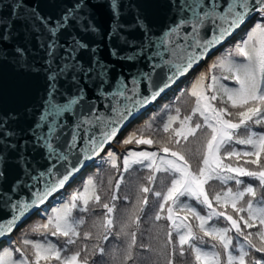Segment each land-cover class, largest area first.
Instances as JSON below:
<instances>
[{"label":"snow or ice","instance_id":"6c2138e0","mask_svg":"<svg viewBox=\"0 0 264 264\" xmlns=\"http://www.w3.org/2000/svg\"><path fill=\"white\" fill-rule=\"evenodd\" d=\"M171 2L177 10L176 21L156 39L145 31V36H149L146 44L130 55L118 57L127 62L146 60L147 69L130 77L121 75L118 87L101 90L99 97L104 102L103 110L97 106L85 110L84 96L79 94L85 89L78 88V94L72 96L66 106L50 104L47 113L29 130L33 144L45 151L49 163L44 170L29 175L31 185L18 182L12 189L15 196L0 193V211L7 209L10 213L7 220H0V237L10 234L17 222L33 208L44 205L54 193L63 189L86 161L99 157L129 118L155 102L250 18L256 17V20L246 38L238 41L219 63L212 64L209 73L201 75L188 90V95L193 98L190 114L181 115V110L176 108L175 114L169 115L163 124L164 135L160 139L133 133L123 141L125 144L156 145L157 150L128 151L119 164L116 154L106 153L110 166L121 172L112 190L111 202H102L100 189L89 179L82 191L73 193L67 203L52 209L47 221L33 229L45 236V240L22 239L15 248L19 259H13L9 251L0 255V264H93L94 255H104L100 241H107L113 234L116 192L124 180L123 173L133 165L148 171V185L155 183L157 173L170 177V183L163 192L140 186L126 221L115 233L118 238L121 235L128 238L123 264L135 260L134 252L138 246L142 251H152L149 244L141 242L138 245L141 214L149 203L150 192L159 200L155 221L168 222L160 248L166 264H175L177 249L180 256L190 251L194 264H264V132L254 130L264 127V0ZM24 7L23 3L17 2L12 14ZM109 7L115 16L120 10V0H109ZM33 17L35 21L47 24L46 18L38 15L35 9ZM4 19L0 16V56L6 59L4 44L13 24L3 23ZM70 19H74L71 11L47 29L51 37L47 54L53 62L58 33ZM137 23H142L141 17H137ZM118 38L123 39L122 36ZM75 45L80 50L89 47L79 40ZM13 51L19 58L18 63L24 59V49L16 46ZM90 52L91 64L87 67L80 64L78 56H72L71 52L67 54L75 62L72 67L76 71L85 79L95 76L103 89L109 82L111 69L100 58L97 48ZM111 54L117 56V50L113 48ZM217 69L219 75L215 74ZM68 70L69 65L65 63L58 73L49 75L50 94L59 76ZM71 79L77 81L76 76ZM225 81H230L232 86ZM76 106L80 109L73 113L75 119L70 132L60 131L62 123L49 122L53 112L68 113ZM11 124L18 125L19 120L5 113L0 119V165H3L0 167V187L6 182V166L18 142L16 129L10 127ZM151 127L149 124L148 128ZM25 134L24 130L20 131L21 137ZM21 142L26 148L27 142ZM236 145L244 146V149H237ZM191 158H195V168ZM241 177L251 178L258 184L255 187L245 184ZM210 181H218L222 190L216 191ZM230 182H234L235 190L228 186ZM108 183L111 186L112 181ZM20 192L25 193L24 197L19 195ZM190 201H195L206 214H201ZM96 207L105 210L103 217L92 224L96 242L91 248L87 243H81L75 251L65 255L68 246L77 245L78 241H91L94 235L91 230L81 233L86 221L83 216L75 218L73 212L91 213ZM221 219L222 226L213 223ZM252 229L255 231H250ZM48 236L64 238L65 247H57L47 239ZM205 244L209 245L207 249L201 247ZM255 253L262 255L257 258Z\"/></svg>","mask_w":264,"mask_h":264},{"label":"water","instance_id":"95a60500","mask_svg":"<svg viewBox=\"0 0 264 264\" xmlns=\"http://www.w3.org/2000/svg\"><path fill=\"white\" fill-rule=\"evenodd\" d=\"M17 2L23 3L25 7L12 14V8ZM176 2L178 3L179 0ZM33 9L38 15L46 18V25L34 20ZM70 11L73 13L74 19H70L65 24V28L58 33L57 50L53 62V58L47 54V44L51 40L47 29L57 21H61L63 16ZM176 12L171 0H120V10L115 16L109 7V0H0V16L5 18L3 23L13 24V27L8 30L9 39L4 44L7 58L0 56V119H3L4 114L7 113L19 120L18 125H10L16 129L18 142L16 149L11 151L6 166L7 179L0 187V193L7 192L15 196L12 189L18 182L21 185H31L29 175L39 173L48 165L49 161L46 159L45 151L33 144L32 133L29 130L40 121L43 114L47 113L49 105L64 107L72 96L78 94V88H84L85 91L79 94L84 96L82 105L85 110L92 106L103 110L104 102L99 97L101 90L118 87L121 75L130 77L147 69L148 62L146 60L127 62L118 57L130 55L139 50L147 43L149 36L152 39L159 37L176 21ZM137 17L142 18V23H137ZM255 19V17L250 18L231 37L213 49L205 59L194 65L185 76L179 78L177 83L161 94L155 102L129 118L115 139L106 145L104 152L99 157L106 153L112 144L134 124L151 112L158 103L168 98L172 93L168 96L165 95L172 88H176V92L226 45L237 40L249 29ZM92 28L95 31H90ZM145 31L149 32V36H145ZM119 36H122L123 39H119ZM76 40L87 43L88 49H77ZM16 46L24 49L25 53L24 59L19 63L17 62L19 58L13 51ZM92 48L99 50L100 58L111 69L109 82L104 85L103 89L100 88L99 81L95 79V76L85 79L82 74L76 71L72 67L75 62L67 54L71 52L72 56H78L80 64L87 67L91 64L90 49ZM113 48L117 50V56L111 54ZM73 49L75 50L73 51ZM65 63H68L69 70L59 76L50 94L48 77L52 72L58 73ZM95 71L96 69L93 68V73ZM72 76L77 77L76 82L71 79ZM79 109L80 106H76L73 111L68 113L53 112L49 117V122L62 123L63 127L60 131L70 132L75 119L73 113L79 112ZM21 130L26 133L23 137L20 136ZM21 141L27 142L26 148H23ZM20 157H24V159H20ZM99 157L86 161L65 187L53 194V200L82 181L87 173L96 166ZM2 166L0 165V167ZM83 173L82 178L77 177L78 174ZM19 195L24 197L25 193L20 192ZM43 211V205H41L33 208L19 220L10 234L0 237V249L10 242L14 234L35 217L40 216ZM9 216L10 213L7 209L0 211V220H7Z\"/></svg>","mask_w":264,"mask_h":264},{"label":"trees","instance_id":"16d2710c","mask_svg":"<svg viewBox=\"0 0 264 264\" xmlns=\"http://www.w3.org/2000/svg\"><path fill=\"white\" fill-rule=\"evenodd\" d=\"M255 21L251 27L246 30L240 38L236 41L230 43L224 47L217 55L209 60L207 65L202 67L185 85H183L175 94H173L169 99L159 103L154 110H152L145 118L136 123L117 143L115 146L111 147L107 152L111 151L117 155L118 164L122 161L123 157L127 154L128 151H154L157 150L156 145H136L125 144L123 141L127 139L131 134L135 133L140 135L144 134L146 137L151 136L153 139H160L163 137L162 126L167 121L169 115L175 114V109L179 108L181 110V115L190 114L193 107V98L188 95V90H190L195 82L200 78L201 75L209 73L210 66L214 63H219L220 60L224 59L227 56V52L232 50L238 41H242L246 38L247 33L253 27ZM236 59H239L238 57ZM217 75L220 74L219 69L216 70ZM224 83L228 86H232L230 81H225ZM151 124V129L148 128V125ZM255 131L264 132V127H255ZM192 138H190L191 140ZM192 147L195 148V144H192ZM237 149H244V146L236 145ZM106 152V153H107ZM106 153L100 159L98 165L91 170L85 179L81 182L72 186L65 195H61L56 199L53 205L50 207L49 211L42 214L40 217L34 218L31 222L26 224L22 229L16 233L12 241L0 249V255H4L6 252H12L13 259H19V253L15 252V248L20 244L22 239H31L33 241H43L45 236L40 235L33 231L35 227L45 223L52 212V209L59 208L63 204L67 203L73 193L77 191H82L86 182L89 179H92L96 182L98 188L100 189V195L102 202H111L112 190L115 189L116 180L120 178L121 172H118L116 169H113L110 166L109 158ZM193 160V168L196 167L195 158ZM122 170V164H120ZM252 167V166H249ZM148 171L146 169H141L139 165H133L128 172L123 173L124 180L121 183L120 189L116 192L118 199L115 201L116 211L114 213L115 227L112 229L111 235L107 241H100L101 246L104 248V255L96 254L93 256V264H123V251L128 242V238L121 235L119 238L115 235L119 231L120 226L123 222L126 221V217L129 213V210L136 202V198L139 195V188L141 185L149 186L154 191H165L166 187L170 183V177L165 178L166 174L157 173V179L152 185H148L147 175ZM245 181V184H252L254 187L258 184L257 181L252 180L248 177H241ZM109 180L112 181L111 186H109ZM210 184L215 185V190H222L223 186L219 184L218 181H210ZM233 187L235 190L236 186L234 182H230L228 185ZM111 188V190H110ZM187 199V198H182ZM247 199V197H246ZM149 203L144 207V211L141 214V227L138 233V245L139 243L149 244L152 251L145 252L139 249V246L134 252L135 260L129 261V264H166L164 258L160 255V248L164 242L165 233L167 230V221L161 220L159 222L155 221L154 217L158 211L159 200L152 195V192L148 193ZM190 203L201 211V214H206V211L201 209L195 201H190ZM230 211V209H229ZM105 210L101 207H96L91 213H81L79 211H74L73 216L75 218L84 217L86 223L80 229L83 234L84 231H93V239L91 241H78L77 245L68 246V251L65 255L71 254L72 251H75L76 248L80 246L81 243H87L91 248V245L96 242L95 240V230L92 229V224L95 220L102 218ZM166 214V213H165ZM193 223H195L193 221ZM218 226L223 225V221L217 222ZM250 231H255L252 229ZM175 239V235L173 237ZM52 243H54L59 248L65 247L64 238L57 237H47ZM201 247L207 249L209 245H201ZM257 258H260L262 254L255 253ZM55 264V262H53ZM175 264H194V259L190 251H186L184 256L179 255V249H177V255L175 256Z\"/></svg>","mask_w":264,"mask_h":264},{"label":"bare ground","instance_id":"6f19581e","mask_svg":"<svg viewBox=\"0 0 264 264\" xmlns=\"http://www.w3.org/2000/svg\"><path fill=\"white\" fill-rule=\"evenodd\" d=\"M175 90H176V88H172L171 91L168 94H166L165 96L169 95L170 93L174 92ZM91 165H93V164H91ZM83 176H84V173L83 174H78L77 177L78 178H82ZM53 198H54V196L50 197L49 200H47V202L43 205V209L44 208L46 209L52 203Z\"/></svg>","mask_w":264,"mask_h":264},{"label":"rangeland","instance_id":"374dc122","mask_svg":"<svg viewBox=\"0 0 264 264\" xmlns=\"http://www.w3.org/2000/svg\"><path fill=\"white\" fill-rule=\"evenodd\" d=\"M205 65H207V64H205ZM205 65H204V66H205ZM204 66H203V67H204ZM174 92H175V91H174ZM174 92H172V93H174ZM170 97H171V95H170L168 98H166L164 101H166V100L169 99ZM117 142H118V140H117L114 144H112L111 147L115 146ZM111 147H110V148H111ZM110 148H109V149H110ZM109 149H108V150H109ZM51 205H52V204H51ZM51 205H49L46 209H44V212L49 211Z\"/></svg>","mask_w":264,"mask_h":264}]
</instances>
